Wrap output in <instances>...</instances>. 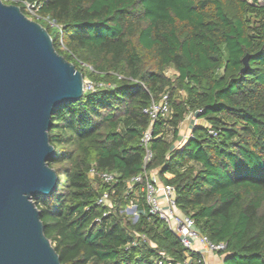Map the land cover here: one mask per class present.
<instances>
[{"label": "trees", "instance_id": "trees-1", "mask_svg": "<svg viewBox=\"0 0 264 264\" xmlns=\"http://www.w3.org/2000/svg\"><path fill=\"white\" fill-rule=\"evenodd\" d=\"M2 1L41 24L93 86L54 108L47 163L58 181L32 197L60 261L206 264L149 213L154 173L193 229L225 244L222 264H264V0ZM164 96L152 119L143 110ZM190 115L200 122L183 139ZM105 191L110 206L97 203Z\"/></svg>", "mask_w": 264, "mask_h": 264}, {"label": "water", "instance_id": "water-1", "mask_svg": "<svg viewBox=\"0 0 264 264\" xmlns=\"http://www.w3.org/2000/svg\"><path fill=\"white\" fill-rule=\"evenodd\" d=\"M83 91L81 72L47 30L0 0V264H65L32 197L50 194L58 181L47 163L51 114Z\"/></svg>", "mask_w": 264, "mask_h": 264}, {"label": "built area", "instance_id": "built-area-1", "mask_svg": "<svg viewBox=\"0 0 264 264\" xmlns=\"http://www.w3.org/2000/svg\"><path fill=\"white\" fill-rule=\"evenodd\" d=\"M25 7H29L33 9V16H35V10L33 5L25 3ZM53 24V23H51ZM91 89L93 90L92 84L87 81H83V90ZM166 96L162 98L159 103L152 102L147 108L143 111L148 113L152 119H155L158 113H165L167 111V104H166ZM196 119L190 121L189 128L193 124H196ZM190 135L182 134L183 139L187 138ZM150 139V132L146 131L143 135L141 142L146 149V154L144 156V163L150 158V152L147 149V143ZM95 172L91 170V174L93 175ZM154 174V173H153ZM100 177L105 182H111L114 179V174L103 172L100 173ZM152 182H146L145 184V196H146V203L148 205V210L150 214L157 215L159 218L163 219L167 222L170 230L179 237L181 243L188 249H193V242L196 240L201 245L205 247V249L210 253H216L219 250H223L225 248V244L223 242L219 243H212L207 239L206 236L198 234L193 229V223L190 218L180 213L174 203V190L173 187L167 184H160L157 185L156 178L151 174ZM141 179V175L136 176L131 181H139ZM158 191L162 192L163 194V202L159 200L157 197ZM98 204L108 205L110 206L109 194L105 191L101 194V196L97 200ZM131 207V208H129ZM129 208V209H128ZM132 210V214L134 215V220L137 218V214L135 212V206L130 204L126 211ZM161 263V262H159ZM187 264V262L185 263Z\"/></svg>", "mask_w": 264, "mask_h": 264}, {"label": "crops", "instance_id": "crops-1", "mask_svg": "<svg viewBox=\"0 0 264 264\" xmlns=\"http://www.w3.org/2000/svg\"><path fill=\"white\" fill-rule=\"evenodd\" d=\"M154 177H155V174H154ZM156 181H157V185L159 186L161 183L157 179ZM157 197L159 198L161 202H163L162 192L158 191ZM193 249L203 254L204 261L206 264H222V258L218 254L208 252L205 249V247L196 240L193 242Z\"/></svg>", "mask_w": 264, "mask_h": 264}, {"label": "rangeland", "instance_id": "rangeland-1", "mask_svg": "<svg viewBox=\"0 0 264 264\" xmlns=\"http://www.w3.org/2000/svg\"><path fill=\"white\" fill-rule=\"evenodd\" d=\"M250 1V0H249ZM259 3L260 4H262V2L261 1H259ZM25 10H26V12H27V14L30 16V17H32L33 16V9H31V8H29V7H26L25 8ZM34 17V16H33ZM167 74H169L170 76L173 74V71L171 70V69H169L168 71H167ZM84 82H87L88 81V79H84L83 80ZM195 119V117H193V116H187L186 117V119L183 121V123L180 125V132H181V134H185V135H188L189 134V132H190V128H189V123H190V121H193ZM196 122H200V120H196ZM153 176H154V174H152ZM129 208H131V207H129ZM128 208V209H129ZM127 212L128 213H130V214H132V211H128L127 210Z\"/></svg>", "mask_w": 264, "mask_h": 264}]
</instances>
